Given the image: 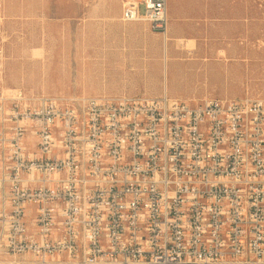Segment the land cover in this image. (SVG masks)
I'll return each mask as SVG.
<instances>
[{"label": "built area", "instance_id": "obj_1", "mask_svg": "<svg viewBox=\"0 0 264 264\" xmlns=\"http://www.w3.org/2000/svg\"><path fill=\"white\" fill-rule=\"evenodd\" d=\"M167 1L123 0L120 18L163 34ZM1 255L0 264H264V99L0 91Z\"/></svg>", "mask_w": 264, "mask_h": 264}, {"label": "rangeland", "instance_id": "obj_2", "mask_svg": "<svg viewBox=\"0 0 264 264\" xmlns=\"http://www.w3.org/2000/svg\"><path fill=\"white\" fill-rule=\"evenodd\" d=\"M122 2L0 0V91L264 99V0H168L163 34L122 21Z\"/></svg>", "mask_w": 264, "mask_h": 264}, {"label": "bare ground", "instance_id": "obj_3", "mask_svg": "<svg viewBox=\"0 0 264 264\" xmlns=\"http://www.w3.org/2000/svg\"><path fill=\"white\" fill-rule=\"evenodd\" d=\"M157 184H166V177H157Z\"/></svg>", "mask_w": 264, "mask_h": 264}]
</instances>
